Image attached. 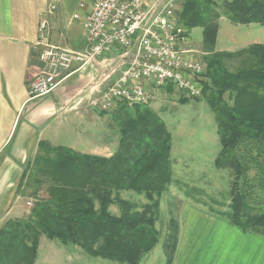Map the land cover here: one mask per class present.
Listing matches in <instances>:
<instances>
[{
	"label": "trees",
	"instance_id": "1",
	"mask_svg": "<svg viewBox=\"0 0 264 264\" xmlns=\"http://www.w3.org/2000/svg\"><path fill=\"white\" fill-rule=\"evenodd\" d=\"M195 4L186 3L178 23L189 30L202 28L207 48L200 99L216 123L220 150L214 166L230 176L229 204L217 217L264 236V45L214 52L217 24L196 14ZM222 7L234 25H264V0H225ZM121 111L124 116L116 119L119 148L110 158L39 144L31 164L35 176L29 180L35 203L28 216L9 219L0 228V264H34L42 237L118 264H140L153 250L159 235L152 214L131 211L124 203L123 214L115 217L108 206L113 192L152 198L167 190L172 182L171 135L147 106H135L132 114L123 103ZM25 175L26 170L17 189L21 196L27 188ZM42 187L46 198L39 199Z\"/></svg>",
	"mask_w": 264,
	"mask_h": 264
},
{
	"label": "crops",
	"instance_id": "2",
	"mask_svg": "<svg viewBox=\"0 0 264 264\" xmlns=\"http://www.w3.org/2000/svg\"><path fill=\"white\" fill-rule=\"evenodd\" d=\"M91 6L92 0H0V226L4 219L22 213L24 196L17 189L39 144L95 157L101 154L100 158L118 151L120 138L109 133V112L100 111L93 102L115 83L130 60V56L122 58V50L114 49L85 66L75 63L51 94L28 96L29 81L41 69L42 47H36L39 24H47L50 46L83 51L87 48L83 22ZM219 32L220 20L214 52H223L217 49ZM255 44L264 45L253 40L248 46ZM196 53L203 61V53ZM151 92L152 111L161 95L183 96L172 87H151ZM167 248L165 264H264V236L244 232L189 205L181 216L177 243Z\"/></svg>",
	"mask_w": 264,
	"mask_h": 264
},
{
	"label": "rangeland",
	"instance_id": "3",
	"mask_svg": "<svg viewBox=\"0 0 264 264\" xmlns=\"http://www.w3.org/2000/svg\"><path fill=\"white\" fill-rule=\"evenodd\" d=\"M195 2L196 14L204 15L208 23L215 22L220 32L217 49L235 52L246 48L253 40H261L264 44V28L258 26L234 25L224 16L222 3L225 0H184L176 12V19L186 3ZM189 12L186 14L188 15ZM216 15H219L217 18ZM222 18V19H221ZM183 24V22H180ZM186 28V26H184ZM187 29V28H186ZM190 38L189 47L207 55V48L202 44V28L187 29ZM213 52V50H212ZM206 67V66H205ZM206 82V78L204 79ZM203 82V84H204ZM184 97V98H182ZM179 97L176 92L157 97L158 107L153 111L164 123L171 135V178L172 182L167 190L159 196L152 198L143 193L132 191L113 192L108 212L115 217H120L125 209L124 203L131 211L152 214L155 219L154 227L159 239L155 248L144 258L140 264H165L169 256L168 245L177 243L179 229H181V216L185 206L189 205L206 213L217 216L229 204L230 176L227 170L214 166V160L220 150L216 123L213 114L200 97L192 99L185 96ZM186 100L182 104V100ZM225 100L231 104L232 99L225 95ZM121 102L114 111L109 112V133H114L120 138L118 130V116H124L121 111ZM128 105V104H127ZM128 109L135 114L134 108ZM151 109V102L143 104ZM111 115V116H110ZM97 156H101L97 155ZM32 162L26 167V175L22 213L20 219L29 215L35 203L32 197L33 185L29 182L35 174L31 169ZM35 176V175H34ZM29 183V184H28ZM30 185V186H29ZM38 198H46L45 188L42 187ZM28 203H30L28 205ZM157 203V206H154ZM95 207H98L96 202ZM152 212V213H151ZM9 219H4L2 225ZM34 264H118L101 258H92L82 252L80 248L72 245H61L58 241H49L42 237L39 241L38 252Z\"/></svg>",
	"mask_w": 264,
	"mask_h": 264
},
{
	"label": "built area",
	"instance_id": "4",
	"mask_svg": "<svg viewBox=\"0 0 264 264\" xmlns=\"http://www.w3.org/2000/svg\"><path fill=\"white\" fill-rule=\"evenodd\" d=\"M182 1L92 0L83 22L87 39L83 51L50 46L47 24L41 22L36 44L42 47L41 69L29 81V98L51 94L73 64L85 66L114 49L122 50V58L130 56V60L115 83L93 102L100 111L111 112L119 102L149 104L154 99L151 87H172L187 98L200 97L206 67L189 47L188 31L176 19Z\"/></svg>",
	"mask_w": 264,
	"mask_h": 264
}]
</instances>
